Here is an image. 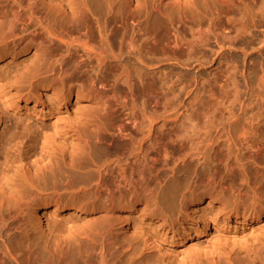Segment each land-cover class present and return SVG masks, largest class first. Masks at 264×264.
<instances>
[{"label": "bare ground", "instance_id": "6f19581e", "mask_svg": "<svg viewBox=\"0 0 264 264\" xmlns=\"http://www.w3.org/2000/svg\"><path fill=\"white\" fill-rule=\"evenodd\" d=\"M263 50L264 0H0V61L31 60L0 74V136L7 110L47 119L7 128L8 148L18 151L0 160V264H264V236L247 246L246 239L229 242L221 235L161 254L164 237H197L210 216L199 213L200 196L188 200L183 214L182 200L178 209L174 203L177 191L162 201L148 187L155 165L165 171L171 143L165 130L177 122L189 130H182L188 135L181 133L180 144L193 166L214 162L224 148L229 168H242L233 193V202H240L230 208L225 198L219 207L223 225L243 228L264 217ZM169 60L196 70L213 65L207 75L192 77L191 88L185 82L178 87L186 95L176 99L179 116L167 113L176 114V107L164 108ZM78 101H85L80 110L74 107L79 113L58 112ZM36 148L52 151L45 154L47 167L92 170L91 191L83 184L70 204L38 203L30 191L44 172L29 162ZM102 150L103 158L94 155ZM214 193L207 204L219 198ZM248 201L252 215L239 211ZM87 208L99 217L85 222L70 216H84ZM134 212L140 222L135 232ZM60 215L64 222L57 221ZM15 217L20 227L13 225L12 233L9 219ZM48 219L56 222L46 233ZM131 234L136 244L126 238ZM153 249L157 257L150 260L146 252Z\"/></svg>", "mask_w": 264, "mask_h": 264}, {"label": "rangeland", "instance_id": "374dc122", "mask_svg": "<svg viewBox=\"0 0 264 264\" xmlns=\"http://www.w3.org/2000/svg\"><path fill=\"white\" fill-rule=\"evenodd\" d=\"M31 52H32V50H31ZM255 55H257V53ZM260 55H264V50L262 51V53ZM30 61L31 60H30L29 56L27 57V56H22V55L17 57L16 59H11V60L3 59L0 61V74L7 72L9 70L13 71L14 69H17L18 67L22 68V67H24L23 66L24 64L28 65L30 63ZM170 61L171 60L167 61L166 63H168ZM170 63L172 64V65L170 64L171 67L169 65H165V67L167 66L171 70H174V68H175L176 70L173 71L174 73L170 70L168 72L169 75L167 74L168 80L166 79V83L170 82L171 83L170 85L172 86V88L169 85V83H167L166 94L168 95L167 97L170 100H168L167 97H165V100L167 99L169 105H168L167 101H164L165 102L164 108L169 109V107H172V106L176 107V109L173 108V110L176 111V114L174 111H173L174 113H171L172 111H169V110H172L171 108L168 110L167 113H168V115L170 113L172 115L174 114V115L179 116L180 114L177 111L179 109V106H178L179 104L176 102H178V101L181 102L182 97L184 98L186 95L183 96V94H181L183 92V90L181 89V92H179L178 87L180 86L179 88H181L185 83H190L191 81H193L192 77L196 74L198 75L201 73L202 75H207L208 70L211 69L213 67V65L212 66H203L201 69L196 70L197 69L196 67L192 69V68H186L184 66H177L178 64H175L173 61H171ZM172 67H173V69H172ZM171 72H172V74H171ZM169 78L172 79V81H174L175 83L170 81ZM191 83H192V85L194 84L193 82H191ZM191 83L189 85L186 84V86H188L187 88L192 87ZM168 87H170L172 89V91L175 93L178 90L177 94H174L173 92L170 93L169 90H171V89ZM239 87L241 89H244V85L241 81H240ZM179 93H180V96H177V98H176V96H174V95H179ZM180 97H181V100H176V99H180ZM173 98H174V100H173ZM187 99H189V98H187ZM73 101H74V97L72 98V102ZM174 101L178 107L174 106L175 105V104H173ZM78 102L79 103H76L75 106L71 105V103L68 104V106L66 107L68 110L67 112L63 111V109L62 110L60 109L58 112L61 114L66 113L70 116H72V114H75L76 112L79 113L80 112L79 110L81 109L80 107H82L81 104L85 103V101H78ZM74 107H77L79 110L75 111ZM7 115H8L7 127L6 128L4 127L2 129L1 136H0V160L3 159V157L6 153H8V152L11 153V151L16 153L18 151L15 149V147L9 149L8 148L9 145L5 141V137L10 133L7 128L10 127L14 122H16L18 124L28 123L31 126L35 122H37L39 124L47 123V119H43L42 120L43 122H42L39 120L38 117L34 116L33 113L28 112V110H26V109H23L22 111H18V112H14V113H11V111L7 110ZM179 126L180 125L176 122L175 124L170 126L171 129L169 127V129L165 130V132L167 131V133L169 134L166 137L169 136L173 140L176 139L175 140L176 142H174L171 139H168L167 143L169 142V140L171 141V143L166 144V149H165V151H166V158H165L166 163L164 165L165 171H163V173L162 172L158 173L157 168H156L158 166L155 165L154 169L151 170L152 171L151 174L153 176L150 174L151 180L153 179L152 177H154V179L152 180L151 183L149 182L148 187L151 186V187H149L150 190H152L154 193H157L158 198L162 201H164L163 199H165V197H168V198L171 197L170 195H172V192L177 191L176 192L177 194L175 195L174 203L176 201H180V199L182 200L183 206L181 208L179 207V209L182 211L183 214H185V212H186L183 210L185 209L184 207H185V204L188 202V200H190L191 198H195V197L200 196L202 198L203 202L197 204V208L200 211L199 213H202V214L206 213L208 216H210V218H209L210 223H209L207 231L205 233H200V235L197 237H187L185 239L180 234H178L177 236L171 237V238H169L167 236L164 237L165 240L163 239V241L160 242V245L164 250V251L162 250L163 252H161V254L162 253L164 254V252L166 250V253L164 255H170V254H172V253H170L171 249L172 250L181 249L182 247H184V245L183 246L181 245L183 243L185 245H187L188 243H196L198 245L208 244L211 241L217 239L215 237L221 236V235H223V237L221 236L222 238H225V237L228 238L229 242H231V241H233V239L237 238V239H242V240L246 239L247 240V242H246L247 246H250L251 244L256 243V241L258 240L257 238H261L262 236H264V217H262L258 222L252 223V224L247 225L243 228H239V227L233 228V226H231V225H223V223L220 221L221 218L223 217V215L218 211L219 207L221 206V202L225 198H228L229 201H231L229 204L230 208L235 207L234 204H236L237 202H240V201L233 202V200H234L233 193H235V190L238 187V183H239L238 180L240 177H242V174H243L241 166H239V164L237 166V164L235 163L236 166H234V164H233V166H231V168H229L231 162L230 163L228 162L229 157L226 154V150L224 148L222 150H220L219 153H217L215 155V158L213 159L215 164H214V162L211 161V162L207 163L208 165H204V164L203 165L202 164L196 165L195 164V166H193L194 162H188L191 159V158H188L189 156L187 155L188 154L187 153L188 148L187 147L185 148L184 145L180 144L182 142V139L185 138L183 136L188 135L187 133H184V132H188L189 130L185 129V131H184L182 126H180V127ZM184 128H186V127H184ZM181 133L183 136H180ZM170 134H171V136H170ZM172 136H173V138H172ZM180 140H181V142H180ZM181 145L184 147H182ZM27 149H28L27 146H24V147L20 148V151L24 153ZM247 149H249L248 146H246V145L243 146L242 152L243 153L245 152V154H246ZM185 152H186V155H185ZM30 153H29V156H30L29 162L31 164H35V166L38 165V167H43L42 170L44 171V172H42V174L38 178V180L35 184V187H33L30 190L32 192V195L34 196L33 198L38 203H40V204H52L53 202H55L56 199H58V200H56V202H58L59 204H70V200H71V198H73L71 196L74 195L73 193L75 191H77V190L81 191L82 189L83 190L86 189V192L91 191L90 189H92L93 184H94L90 181L91 176L93 175V172H92V170L89 171L88 167L84 168V169H80V170H78V168H76V169L74 168L71 170L69 167H66V166H63L62 169H59L58 167L56 168V166H54L55 168H52V166L47 167V165L45 166V164L47 162V158H45V154L46 153L52 154V151H49L48 149L40 150L39 148H36V149L32 150V152H30ZM104 153L105 152L103 150L98 151V152L95 151L94 155L95 156L97 155V157L99 156V157L103 158V156H105ZM242 161L247 163L246 166L251 165V163H249L250 161L248 159L246 160L245 157L242 159ZM247 161H249V162H247ZM227 163H229V164H227ZM248 163H249V165H248ZM212 166H213V169H211ZM52 169H54V170H52ZM62 170H64V171H62ZM74 170H75V172H74ZM76 170H78V171H76ZM193 170H195V171H193ZM210 170H211V172H208ZM90 172H92V173H90ZM208 173L209 174L211 173V174L209 175ZM207 175H208L209 179H207ZM88 176H90V177H88ZM210 176H212V177H210ZM86 177H88V178H86ZM107 178H108L107 175H105L104 176L105 182L108 181ZM84 179H86V180H84ZM87 181H89L90 184ZM87 183H88V185H87ZM83 184H85V189L82 187V186H84ZM86 185L89 187L86 188L87 187ZM80 187H82V188H80ZM212 190L214 192H215V190L220 192L219 195L217 196V193H218L217 191L214 193ZM192 192H194V193L192 194ZM209 192H210V194H213V193H214V195L216 194L215 196H217L219 198L214 197L213 198L214 201L210 202V204H207L206 200H209ZM190 194H192V196ZM86 195L87 194L84 193V195L82 197L84 198V197H86ZM176 196L179 198H177ZM248 203H249V201L244 202L243 204L247 208L240 209L239 211L245 210L248 215H252L253 211L251 210V205H247ZM100 206H102V205L98 206V210H100ZM176 208L178 209V202H176ZM98 210L94 211L90 208H87V212H86V214H84L85 217L82 215L78 216L76 213H72L70 216L74 217L75 219H85V222H87L86 219H88L90 222V220H95L99 217L100 212ZM132 215H133V219H134L133 231L134 230L138 231V228L140 226L139 218L136 217L137 214L135 212ZM65 218H66V216L60 215L57 217V221L64 222ZM17 219L19 221L18 217H15L14 220L9 219L10 223H11L10 228L13 225H14L13 226V228H14L16 226L15 224L20 222V221L18 222ZM12 220L14 222H12ZM55 222H56V220L48 219V222L45 223L43 230L46 233L50 232L49 229L51 230L53 228L52 225H54ZM83 223H84V221H83ZM83 223H81V224H83ZM84 224H86V223H84ZM141 224L145 225L146 223L143 222ZM19 227H20V223H19V225L17 224V226L15 227L16 231L19 229ZM13 228H11V229H13ZM121 228H122L121 226L120 227L118 226L117 231H116V234L119 238H122L125 235L122 232ZM15 229L11 230V232L13 231L12 233H16V232H14ZM129 236H127L126 238H129V241L133 242V244H136L139 241L138 238L135 236V234H133V235L131 234L132 238H131V236L130 237ZM16 246H17V243H16ZM20 252H22V251H20ZM146 253L151 255V256H149L150 260L155 259L157 257V255H156L157 253L155 252V249L149 250ZM153 254H155L156 256ZM24 256L25 255H21V257L23 259H25ZM153 256H155V258H153ZM26 264H28V263H26ZM258 264H259V262H258Z\"/></svg>", "mask_w": 264, "mask_h": 264}]
</instances>
